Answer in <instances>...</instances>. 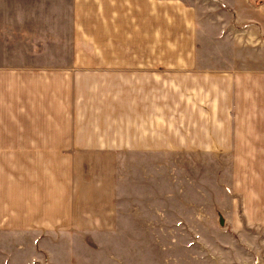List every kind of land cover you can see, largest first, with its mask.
<instances>
[{
  "label": "crops",
  "instance_id": "1",
  "mask_svg": "<svg viewBox=\"0 0 264 264\" xmlns=\"http://www.w3.org/2000/svg\"><path fill=\"white\" fill-rule=\"evenodd\" d=\"M0 62V264L264 237V0H0Z\"/></svg>",
  "mask_w": 264,
  "mask_h": 264
},
{
  "label": "rangeland",
  "instance_id": "2",
  "mask_svg": "<svg viewBox=\"0 0 264 264\" xmlns=\"http://www.w3.org/2000/svg\"><path fill=\"white\" fill-rule=\"evenodd\" d=\"M41 16L42 18L45 17L43 15ZM41 29V25L40 27L36 26L35 28L33 26V31H42ZM50 30H52L51 25ZM28 40H33L36 45H42L43 42H45L44 37H42L39 33L33 34L32 38L27 36V41ZM16 60L21 64L27 61L30 64H34L36 66H45V64H48L51 61L55 63L62 62V59L51 58L48 56H36L32 59L18 57ZM210 197L211 195L205 198L203 206L204 226L209 227L218 223L217 217L213 215V204L210 202ZM177 236L178 235L173 234L171 253H169V251L166 252V256L168 255L169 257L166 264H196V262L198 264H264V237L261 234L258 236L257 234H253V236L247 235L245 236L247 241H245L243 244H240L239 248H229V246L232 244L230 236L225 235V240H218L216 238L213 239V236L210 232H204V240L202 245L203 249H200V245H198L199 248H197V250L175 249L174 246ZM111 252L117 253V250L113 249Z\"/></svg>",
  "mask_w": 264,
  "mask_h": 264
}]
</instances>
